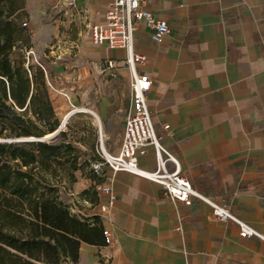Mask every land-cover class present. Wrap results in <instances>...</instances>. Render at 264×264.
<instances>
[{"label": "crops", "instance_id": "1", "mask_svg": "<svg viewBox=\"0 0 264 264\" xmlns=\"http://www.w3.org/2000/svg\"><path fill=\"white\" fill-rule=\"evenodd\" d=\"M108 1L75 0L85 29L88 21L103 20ZM144 1L169 26L161 42L141 27L134 43L146 56L139 68L152 79L147 102L166 150L162 156L172 155L195 189L222 197L230 211L264 233V0ZM87 53L96 59L125 56L122 49L94 43ZM87 108L104 142L117 150L131 92L126 98L102 97L96 111ZM138 164L156 167L153 145L138 156ZM166 166L173 163L167 160ZM106 174L116 199L102 224L116 242L81 241L74 264H105V255L110 264H264V240L241 237L233 221L212 220L207 203L173 199L142 175ZM80 179L93 185L100 177ZM97 198L104 202L107 195Z\"/></svg>", "mask_w": 264, "mask_h": 264}, {"label": "trees", "instance_id": "2", "mask_svg": "<svg viewBox=\"0 0 264 264\" xmlns=\"http://www.w3.org/2000/svg\"><path fill=\"white\" fill-rule=\"evenodd\" d=\"M22 3L0 0V137L58 131L49 139L0 140V264H74L81 241L105 244L103 224L97 214L74 212L61 197L89 163L59 128L45 71L11 57L23 38L17 23Z\"/></svg>", "mask_w": 264, "mask_h": 264}, {"label": "rangeland", "instance_id": "3", "mask_svg": "<svg viewBox=\"0 0 264 264\" xmlns=\"http://www.w3.org/2000/svg\"><path fill=\"white\" fill-rule=\"evenodd\" d=\"M22 1L17 23L23 38L12 49L11 57L24 59L25 65L45 67L49 97L59 121L67 108L83 104L96 111L102 97L120 99L130 95L129 68L124 62L123 66L117 64L125 56L115 58L106 54L98 59L89 56L87 48L92 42L81 13L73 12L65 0ZM24 22L27 25H23ZM118 68L121 73L117 72ZM65 92L72 96V102L66 100ZM98 127L99 122L93 113L80 111L73 114L60 129L66 131L67 138L79 149L80 160L86 159L89 163V159L99 158L101 152ZM0 138L8 140L14 137ZM104 146L110 148L107 141ZM83 172L85 174L77 171L80 183L62 189L61 197L74 212L91 216L97 210L89 200L93 196V185H87L80 179L90 177L89 165L84 167ZM83 185H87L84 189L88 192L81 195Z\"/></svg>", "mask_w": 264, "mask_h": 264}, {"label": "built area", "instance_id": "4", "mask_svg": "<svg viewBox=\"0 0 264 264\" xmlns=\"http://www.w3.org/2000/svg\"><path fill=\"white\" fill-rule=\"evenodd\" d=\"M73 12L82 13L75 5V0H65ZM84 22V21H83ZM23 25H27L24 22ZM86 27L92 43L105 45L109 49H122L125 51L123 62L130 71L131 108L124 120L122 139L117 150H110L104 146V137L101 126L98 127V141L101 152L99 158L89 159V168L100 179L93 180V186L97 196L106 194V201L97 203V215L101 221L103 213L111 207L116 197L109 181L110 174L106 170L116 173L126 171L145 176L159 183L173 199L190 204L197 198L210 207L208 216L212 220H230L238 227V233L243 238L258 237L264 240V233L244 221L232 211L220 196H209L200 193L194 188L191 180L184 173L177 160L167 153V158L162 156L166 153L160 142V136L156 132L152 113L147 102V93L152 86L150 76L139 67L146 63V56L136 52L134 43L139 28L151 30V38L155 42H161L169 32L167 19L155 17L146 6L144 0H109L106 4L103 20L86 23ZM110 64H112L109 61ZM41 65V64H40ZM46 73V69L41 65ZM47 78V73H46ZM70 103V94L64 93ZM87 107L73 106L67 110L66 117H61L59 128L64 127L71 115L75 112L85 111ZM153 145L157 155V165L154 169H145L138 164V156L144 154L146 147ZM173 163V168L166 166V161ZM102 233L104 243L111 245L116 242L111 230L103 226ZM103 262L110 264V256H103Z\"/></svg>", "mask_w": 264, "mask_h": 264}, {"label": "water", "instance_id": "5", "mask_svg": "<svg viewBox=\"0 0 264 264\" xmlns=\"http://www.w3.org/2000/svg\"><path fill=\"white\" fill-rule=\"evenodd\" d=\"M58 131L55 130L51 133H47L45 134L44 136L42 137H35V136H32V135H29V136H20V137H15V138H11V139H8V140H15V141H19V142H23V141H32V140H41V139H49L51 138L53 135H55V133ZM0 140H2L0 138Z\"/></svg>", "mask_w": 264, "mask_h": 264}, {"label": "bare ground", "instance_id": "6", "mask_svg": "<svg viewBox=\"0 0 264 264\" xmlns=\"http://www.w3.org/2000/svg\"><path fill=\"white\" fill-rule=\"evenodd\" d=\"M85 111H87V112H91V113H92V111H91L90 109H88V108L85 109ZM66 113H67V112L65 111V112L62 114V117H66ZM99 125H100V124H99Z\"/></svg>", "mask_w": 264, "mask_h": 264}]
</instances>
